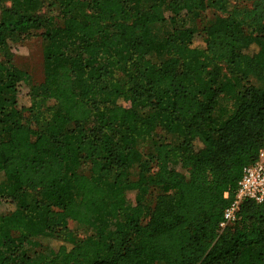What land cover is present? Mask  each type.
Masks as SVG:
<instances>
[{
  "label": "trees",
  "instance_id": "16d2710c",
  "mask_svg": "<svg viewBox=\"0 0 264 264\" xmlns=\"http://www.w3.org/2000/svg\"><path fill=\"white\" fill-rule=\"evenodd\" d=\"M7 1L0 52L41 29L44 77L19 107L28 77L0 61V203L15 206L0 216V264H264V199L220 227L264 142V0L215 17L201 46L185 20L207 0H48L43 14ZM165 10L172 32L158 42ZM158 127L174 142L155 141ZM69 222L93 234L26 253Z\"/></svg>",
  "mask_w": 264,
  "mask_h": 264
},
{
  "label": "rangeland",
  "instance_id": "374dc122",
  "mask_svg": "<svg viewBox=\"0 0 264 264\" xmlns=\"http://www.w3.org/2000/svg\"><path fill=\"white\" fill-rule=\"evenodd\" d=\"M87 1V0H86ZM153 0H143L142 5H148ZM253 0H220L217 3H213L212 0H207V7L202 11H197L189 14L185 20V26L195 30L199 33V36L194 38L193 44L195 46H201V40L204 36L205 27L214 20L218 15L229 13L233 9L242 10L252 6ZM48 0H32L31 2H20L19 0H9L6 2V6L12 7L20 13L27 14H43L46 12ZM87 9V8H86ZM88 10V9H87ZM165 21L159 24L154 29L156 41H162L166 36L172 32V24L169 19V12L164 11ZM59 22V21H58ZM44 30V28H42ZM245 32H249L250 28H245ZM41 29L34 32V35L21 37L13 35L6 40L5 51L0 52V61L5 63H13L20 69H22L26 75L27 80L21 82L17 87V100L19 107H26L29 105L28 91L29 88L42 82L44 77V61H43V42L39 35ZM258 31L256 30L255 33ZM148 56L152 62H162L166 59V55L158 53L151 48ZM227 74L225 69H222L220 78ZM248 83L259 85L254 79H248ZM223 105H229V102H222ZM47 107H51L52 102H46ZM25 121H29L28 116L24 113ZM155 141L162 142H174L176 137L172 133L166 132L164 129L158 127L153 133ZM136 147L143 154L146 155L151 149V142L149 140H138ZM79 173L88 174L86 167L79 166L76 168ZM135 170L131 171L130 178L135 179ZM161 187L151 186L148 190L151 194L161 193ZM129 198H133V194H128ZM15 206L8 201H2L0 203V216H6L11 214ZM13 235H16L12 232ZM93 234V231L83 225H78L74 222H69L64 227L56 228L52 231L39 235L34 239V246L27 248L26 253L31 256H44L47 254L46 249H55L59 245L60 240H66L70 242H77L85 239ZM49 246V247H48Z\"/></svg>",
  "mask_w": 264,
  "mask_h": 264
},
{
  "label": "built area",
  "instance_id": "2783aa9c",
  "mask_svg": "<svg viewBox=\"0 0 264 264\" xmlns=\"http://www.w3.org/2000/svg\"><path fill=\"white\" fill-rule=\"evenodd\" d=\"M227 196L228 193L225 192L224 197ZM245 199L257 203L264 199V142L258 151L256 160L243 168L234 198L223 211L221 228L235 220L239 205Z\"/></svg>",
  "mask_w": 264,
  "mask_h": 264
}]
</instances>
